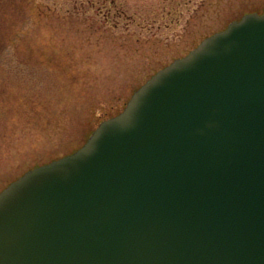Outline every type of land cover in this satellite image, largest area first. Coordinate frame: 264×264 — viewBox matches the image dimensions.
I'll return each instance as SVG.
<instances>
[{"label":"water","instance_id":"obj_1","mask_svg":"<svg viewBox=\"0 0 264 264\" xmlns=\"http://www.w3.org/2000/svg\"><path fill=\"white\" fill-rule=\"evenodd\" d=\"M0 264H264V13L3 188Z\"/></svg>","mask_w":264,"mask_h":264},{"label":"rangeland","instance_id":"obj_2","mask_svg":"<svg viewBox=\"0 0 264 264\" xmlns=\"http://www.w3.org/2000/svg\"><path fill=\"white\" fill-rule=\"evenodd\" d=\"M264 0H0V191Z\"/></svg>","mask_w":264,"mask_h":264}]
</instances>
